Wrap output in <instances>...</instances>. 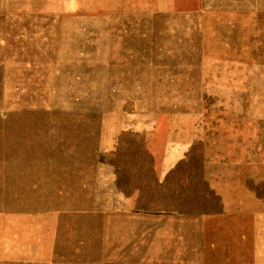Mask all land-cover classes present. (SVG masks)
<instances>
[{
	"label": "rangeland",
	"instance_id": "1",
	"mask_svg": "<svg viewBox=\"0 0 264 264\" xmlns=\"http://www.w3.org/2000/svg\"><path fill=\"white\" fill-rule=\"evenodd\" d=\"M0 264H264V0H0Z\"/></svg>",
	"mask_w": 264,
	"mask_h": 264
},
{
	"label": "crops",
	"instance_id": "2",
	"mask_svg": "<svg viewBox=\"0 0 264 264\" xmlns=\"http://www.w3.org/2000/svg\"><path fill=\"white\" fill-rule=\"evenodd\" d=\"M141 229H145V227H140ZM139 259H140V257H139Z\"/></svg>",
	"mask_w": 264,
	"mask_h": 264
}]
</instances>
